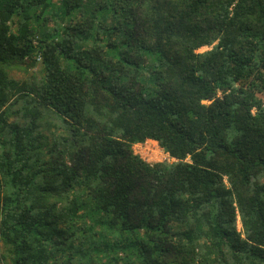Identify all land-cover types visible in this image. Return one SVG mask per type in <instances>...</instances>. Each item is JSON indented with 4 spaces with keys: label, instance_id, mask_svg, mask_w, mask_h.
I'll return each instance as SVG.
<instances>
[{
    "label": "trees",
    "instance_id": "16d2710c",
    "mask_svg": "<svg viewBox=\"0 0 264 264\" xmlns=\"http://www.w3.org/2000/svg\"><path fill=\"white\" fill-rule=\"evenodd\" d=\"M0 244V264H264V0H0Z\"/></svg>",
    "mask_w": 264,
    "mask_h": 264
},
{
    "label": "rangeland",
    "instance_id": "374dc122",
    "mask_svg": "<svg viewBox=\"0 0 264 264\" xmlns=\"http://www.w3.org/2000/svg\"><path fill=\"white\" fill-rule=\"evenodd\" d=\"M12 28H15V24H12ZM211 46H202L198 51H205L210 49ZM36 64L34 68L28 70H12L11 75L15 78L20 79H30L31 75L37 74L40 70V57H36ZM220 94V93H219ZM134 153L138 154L143 160L149 163H154L158 161H173V158H170L168 154L158 145L155 140L147 139L141 143H135L132 146ZM238 228H240V223L238 222ZM1 250V244H0Z\"/></svg>",
    "mask_w": 264,
    "mask_h": 264
},
{
    "label": "built area",
    "instance_id": "2783aa9c",
    "mask_svg": "<svg viewBox=\"0 0 264 264\" xmlns=\"http://www.w3.org/2000/svg\"><path fill=\"white\" fill-rule=\"evenodd\" d=\"M146 141V140H145ZM141 143V142H140ZM137 144V143H136Z\"/></svg>",
    "mask_w": 264,
    "mask_h": 264
}]
</instances>
